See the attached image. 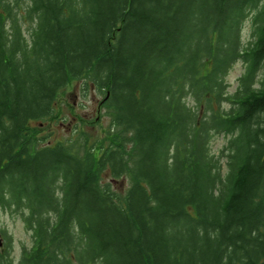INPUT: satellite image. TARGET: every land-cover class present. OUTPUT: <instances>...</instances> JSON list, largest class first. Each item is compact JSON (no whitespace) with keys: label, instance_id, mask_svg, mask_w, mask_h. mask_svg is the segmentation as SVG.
Segmentation results:
<instances>
[{"label":"trees","instance_id":"obj_1","mask_svg":"<svg viewBox=\"0 0 264 264\" xmlns=\"http://www.w3.org/2000/svg\"><path fill=\"white\" fill-rule=\"evenodd\" d=\"M78 78L113 128L42 145ZM1 211L0 264H264V0H0Z\"/></svg>","mask_w":264,"mask_h":264},{"label":"rangeland","instance_id":"obj_2","mask_svg":"<svg viewBox=\"0 0 264 264\" xmlns=\"http://www.w3.org/2000/svg\"><path fill=\"white\" fill-rule=\"evenodd\" d=\"M243 42L251 38L249 21L243 26ZM244 66L237 62L230 70L227 81L229 90L233 92L242 75ZM105 92L93 84L86 85L84 78H78L65 87L58 96V106L53 115L32 121L31 125L37 129L41 144H55L72 140L82 141V135L95 138H105L106 130L113 128V119L105 102ZM59 114L55 116V114ZM225 137L219 136L212 143V150L217 153L224 144ZM104 182H111L114 190L124 194L128 184V176L124 175L112 181L110 173H104ZM10 237V238H8ZM31 234L26 230L24 222L17 214L0 212V253L8 252L11 257L19 258L23 245L30 246ZM10 241V246H7Z\"/></svg>","mask_w":264,"mask_h":264}]
</instances>
